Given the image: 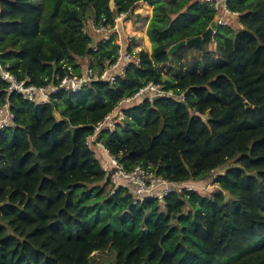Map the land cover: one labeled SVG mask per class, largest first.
Listing matches in <instances>:
<instances>
[{
	"label": "trees",
	"instance_id": "trees-1",
	"mask_svg": "<svg viewBox=\"0 0 264 264\" xmlns=\"http://www.w3.org/2000/svg\"><path fill=\"white\" fill-rule=\"evenodd\" d=\"M140 1L152 7L151 51H138V63L116 81L59 90L36 104L9 92L0 78V108L7 104L12 115L0 129V264H91L95 252L106 250L115 253L111 264H264V0H227L242 27L219 26L215 53L205 43L200 51L184 45L171 58V45L212 23L210 4L0 0V63L37 86L86 66L101 70L115 58V37L93 42L87 22L114 26ZM122 21L131 51L135 39ZM186 51L200 57L188 69L180 62ZM162 66L175 72L164 79ZM148 82L183 100L118 105ZM116 108L122 119L97 138L125 168L151 165L177 182L210 177L219 190L172 191L163 201L137 203L123 186L106 190L112 182L86 139ZM228 160L236 165L212 174Z\"/></svg>",
	"mask_w": 264,
	"mask_h": 264
},
{
	"label": "built area",
	"instance_id": "built-area-1",
	"mask_svg": "<svg viewBox=\"0 0 264 264\" xmlns=\"http://www.w3.org/2000/svg\"><path fill=\"white\" fill-rule=\"evenodd\" d=\"M200 2L210 4L214 10V17L211 24H215L216 28L213 30L212 35L215 34L219 26H230L232 21H236L240 25L239 12L230 10L227 6V0H200ZM123 15L125 14H120L119 18ZM92 28L94 32L102 35V41L109 40L112 36L119 34L116 22L114 26H96L92 24ZM115 42H117L115 58L113 61L106 60L105 66L101 70L86 66L81 70L80 74H64L61 78L57 76V81L52 80L44 86H37L28 83V79L18 80L8 70L7 65L0 63V78L8 83L9 92L16 91L24 99L36 104L48 103L50 101V95L59 90L74 92L89 85L91 82L100 80H106L112 83L118 77L124 75L126 68L131 63H138L139 61L138 52L135 53L133 50L129 51L119 37L117 40L115 39ZM167 97L183 100L182 96H174L173 91L171 89H165L162 84L148 82L140 87L132 96L121 99L118 105L137 99L140 101H153L158 98ZM112 112L104 120L97 123L94 127V133L88 136L86 141L88 145L94 143L102 153L101 170L109 177L114 184V188L123 186L132 197L134 203L145 198H154L163 201L172 191H189L194 189L193 186L182 185V182L167 180L161 175H158L150 165L145 166L137 163L128 169L125 168L120 163L118 157L111 154L97 138L100 130H111L114 128L115 124L110 118ZM11 119L12 115L6 104L0 108V129L10 126L12 124Z\"/></svg>",
	"mask_w": 264,
	"mask_h": 264
},
{
	"label": "rangeland",
	"instance_id": "rangeland-1",
	"mask_svg": "<svg viewBox=\"0 0 264 264\" xmlns=\"http://www.w3.org/2000/svg\"><path fill=\"white\" fill-rule=\"evenodd\" d=\"M151 13H152V7L149 6L145 1H140L134 5V7L132 9V13L130 16L129 15L128 16L123 15L120 17V19H123L122 24H123L125 33L128 34V37H133L132 39H135V43L131 42L132 47H133L132 50L135 53L138 52L140 49L147 50L148 52L151 51V43H150V41L147 37L146 31H145L146 30L145 28H147L148 21L151 17ZM118 20H119V17L116 18V21H118ZM92 24H93L92 21L89 20L87 22V25L84 28V32L87 33L91 37L92 41L96 43L97 41H99L100 38H102V35L94 32V30L92 28ZM117 24H118V22H116V25ZM230 26L235 31L237 29H239L240 27H242L241 23L239 25V24H237L236 21L235 22L232 21ZM219 30L224 35L226 34V30L224 28H219ZM132 33H134V36L131 35ZM117 36H118V34L114 36L116 40L118 39ZM215 43L216 42H215L214 38L210 43H205V50L212 52V53H215L214 52V50L216 48ZM194 58L200 59V57L197 54L189 53V51H186V54L183 55V59H181L180 62L184 63L186 65V69H188L189 64H191V62L193 61ZM77 61L80 63V65L82 67H84L88 64L87 58H85V59L78 58ZM171 67H173L172 69H176V71H177L178 64H176L175 66L172 65ZM161 69L163 71V78L164 79L171 77L173 75V72H175V70L174 71L169 70V68L167 66H162ZM122 117H123L122 112L120 110H117V108H116L112 112L110 118L113 121V123L115 124L117 121H120L122 119ZM90 146L93 150L96 151L98 157L101 158L102 153L100 152L99 148L94 143L90 144ZM235 165H236V163L233 160H228L225 163V165L215 169L212 172V174L216 175L218 173H222L226 168L232 167ZM112 185H114V184L112 183ZM182 185L193 186L194 190H196L200 195H203V196H211V194L213 192H216L219 190L218 185L214 184L212 182V178L210 179V177H207V178L204 177L198 181L182 182ZM108 189L112 190V192H113L114 186L113 187L108 186L106 188V190H108ZM188 209H189V206H187L184 210L187 211ZM114 259H115V253L112 250L95 252L91 257V264H111L114 262Z\"/></svg>",
	"mask_w": 264,
	"mask_h": 264
},
{
	"label": "water",
	"instance_id": "water-1",
	"mask_svg": "<svg viewBox=\"0 0 264 264\" xmlns=\"http://www.w3.org/2000/svg\"><path fill=\"white\" fill-rule=\"evenodd\" d=\"M215 28H216V25L211 24L210 26H208L205 29V31L201 35L195 36V37L187 39V40H180V41L174 43L167 50L168 58H171L172 54L174 52H176V50L179 47L184 46V45L191 46L194 49H197L199 51L202 50L203 43H210L213 40L212 32ZM244 104L246 105V107L250 106L248 102H245ZM112 196H113V193L110 194V198Z\"/></svg>",
	"mask_w": 264,
	"mask_h": 264
},
{
	"label": "crops",
	"instance_id": "crops-1",
	"mask_svg": "<svg viewBox=\"0 0 264 264\" xmlns=\"http://www.w3.org/2000/svg\"><path fill=\"white\" fill-rule=\"evenodd\" d=\"M119 20H120V18H119ZM119 20H118V21H119ZM118 21H116V22H118ZM117 29H118V33H119V34H118V37H119V38H120V40L122 41V36H121L120 29H119V27H118V24H117ZM145 29H146V28H145ZM145 31H146V30H145ZM124 32H125V31H124ZM126 35L128 36V34H127V33H126ZM131 35H132V36H134V33H132ZM129 36H130V35H129ZM122 42H123V41H122Z\"/></svg>",
	"mask_w": 264,
	"mask_h": 264
},
{
	"label": "clouds",
	"instance_id": "clouds-1",
	"mask_svg": "<svg viewBox=\"0 0 264 264\" xmlns=\"http://www.w3.org/2000/svg\"><path fill=\"white\" fill-rule=\"evenodd\" d=\"M131 45H132V43H131Z\"/></svg>",
	"mask_w": 264,
	"mask_h": 264
}]
</instances>
